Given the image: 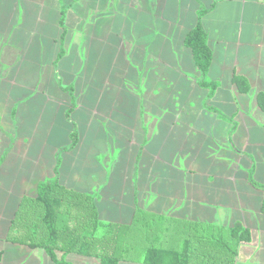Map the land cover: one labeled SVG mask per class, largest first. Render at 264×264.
<instances>
[{"label":"crops","instance_id":"obj_1","mask_svg":"<svg viewBox=\"0 0 264 264\" xmlns=\"http://www.w3.org/2000/svg\"><path fill=\"white\" fill-rule=\"evenodd\" d=\"M197 24L205 76L184 45ZM48 181L92 197L105 225L153 214L158 242L178 222L179 250L153 246L173 264L204 263L180 259L188 224L230 264H264V0H0V210ZM7 229L0 264H54Z\"/></svg>","mask_w":264,"mask_h":264},{"label":"trees","instance_id":"obj_2","mask_svg":"<svg viewBox=\"0 0 264 264\" xmlns=\"http://www.w3.org/2000/svg\"><path fill=\"white\" fill-rule=\"evenodd\" d=\"M184 45L191 51L198 72L205 76L211 63V52L200 24L187 33ZM236 81L241 90H247L244 80ZM202 84L211 89L215 87L214 84L205 81ZM261 213L264 214V202ZM147 215L146 217L144 212L136 214L133 220L125 225L116 223L105 225L97 217L92 197L67 189L55 181L41 182L37 185L34 196L25 195L20 200L8 226L6 241L25 245L32 250L42 249L54 264H71L63 259H57L56 252L76 253L81 257L95 258L100 264H119L122 261H134L139 258L140 249L145 250L143 256L145 263L173 264L172 252L153 248L154 243L158 242L154 238L156 217L149 213ZM189 225L188 235L193 232ZM179 228L178 222L170 224L167 228V239L159 241V245L166 243V248L174 245L176 240L173 241L171 237H174L175 231L179 232ZM144 234L149 236L148 247L140 246L144 241ZM230 235L237 241L249 239L247 232L239 225L230 230ZM206 254L203 264H230L234 256L227 250L221 253H213L210 250ZM189 262L192 263L194 260Z\"/></svg>","mask_w":264,"mask_h":264},{"label":"rangeland","instance_id":"obj_3","mask_svg":"<svg viewBox=\"0 0 264 264\" xmlns=\"http://www.w3.org/2000/svg\"><path fill=\"white\" fill-rule=\"evenodd\" d=\"M16 206H11V204H8L6 206V208L0 210V212L4 213V216L7 218V216L9 215L8 213L11 212ZM1 209V208H0ZM17 209V207H16ZM15 209V210H16ZM10 224V223H9ZM9 224L7 222H5L4 219H2V221L0 222V235L1 233H3L5 227H8ZM8 225V226H7ZM8 230V229H7ZM7 233V232H6ZM193 232L190 233L189 237H188V240L186 241V245H185V248H186V252L185 254H182L180 257L181 261L184 262V260H197L199 258V260H203V258L206 257V253L210 252L211 250V246L209 247V244L208 243H205L204 246H203V243L205 242L204 240H201V238L197 237V234L194 233L192 234ZM141 237V235H140ZM149 236H147V234H144V241L143 243L140 245V246H144V247H148L149 244H147V238ZM4 240L6 241V235L4 237ZM157 240V239H156ZM162 240V239H161ZM160 240V241H161ZM203 241V243H202ZM158 243V242H157ZM159 244V243H158ZM13 245H17V246H25V245H20V244H13ZM174 246L176 247V250H179V240H178V243H174ZM203 246V247H202ZM27 247V246H25ZM202 247V248H201ZM32 250V249H31ZM35 250V249H34ZM200 250H203V253H199ZM206 250V251H205ZM178 255V253H177ZM77 256L76 255H70V258L71 259H75ZM6 261H8V259H6ZM188 261V262H189Z\"/></svg>","mask_w":264,"mask_h":264}]
</instances>
